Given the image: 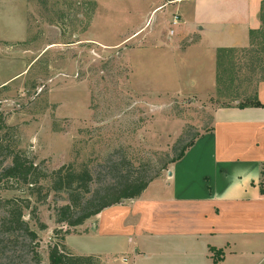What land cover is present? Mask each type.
Returning <instances> with one entry per match:
<instances>
[{
    "label": "rangeland",
    "instance_id": "obj_1",
    "mask_svg": "<svg viewBox=\"0 0 264 264\" xmlns=\"http://www.w3.org/2000/svg\"><path fill=\"white\" fill-rule=\"evenodd\" d=\"M145 2L0 0V113L16 149L44 170L87 165L105 174L108 162L125 159L133 173L159 176L182 146L209 130L222 105L215 93L202 97L205 83L154 61L144 40L160 14L145 21ZM262 21L264 31V10ZM135 28L142 29L138 38L122 44ZM137 45L146 50L133 52ZM10 187L0 191V264H48L49 247L68 229L55 222L66 196L50 193L40 204ZM9 199H28L35 210L37 221L23 211L34 240L6 229Z\"/></svg>",
    "mask_w": 264,
    "mask_h": 264
},
{
    "label": "crops",
    "instance_id": "obj_2",
    "mask_svg": "<svg viewBox=\"0 0 264 264\" xmlns=\"http://www.w3.org/2000/svg\"><path fill=\"white\" fill-rule=\"evenodd\" d=\"M145 1V21L160 19L152 20L144 47L170 74L205 83L202 97L210 98L216 50L248 46L264 0ZM174 15L176 32L161 40ZM137 28L122 44L138 38ZM256 97L260 107L215 109L209 130L140 196L71 229L67 252L100 264H264V82Z\"/></svg>",
    "mask_w": 264,
    "mask_h": 264
},
{
    "label": "trees",
    "instance_id": "obj_3",
    "mask_svg": "<svg viewBox=\"0 0 264 264\" xmlns=\"http://www.w3.org/2000/svg\"><path fill=\"white\" fill-rule=\"evenodd\" d=\"M95 1L85 0V4L92 7ZM263 10L264 1L261 5V23ZM262 82L264 31L260 26L259 29L249 32L247 47L216 50L213 100L220 103L221 107H232L231 102H237L234 107L238 109L260 107L256 92L257 86ZM12 132L13 128L6 124L0 113V191L9 186L21 187L40 204L47 200L50 193L65 194L67 203L55 209L56 224L68 228L64 232L65 235L104 209L137 198L148 184L158 177L154 175L146 178L144 175L133 173L127 167L129 163L125 159L108 162L105 174H93L87 165L75 169L71 164L48 172L35 164L25 152L16 149L13 139L9 137ZM200 135H195L182 146L169 164L181 160ZM262 177L264 180V174ZM259 190L264 194L263 183H260ZM4 205L8 210L6 229H20L34 240L36 235L23 221V211L30 209L28 199H9L4 201ZM29 215L32 220L37 221L34 209H30ZM39 227L40 230L45 229L41 223ZM55 233L57 231H54ZM63 242L62 239L49 247L48 264H99L98 259L94 257L73 256L66 252Z\"/></svg>",
    "mask_w": 264,
    "mask_h": 264
},
{
    "label": "built area",
    "instance_id": "obj_4",
    "mask_svg": "<svg viewBox=\"0 0 264 264\" xmlns=\"http://www.w3.org/2000/svg\"><path fill=\"white\" fill-rule=\"evenodd\" d=\"M178 23H179V19H178V16L177 15H174L173 16V19H172V22H171V26L173 27V28H176L177 27V25H178ZM173 33H174V30H169L168 31V37H172L173 36Z\"/></svg>",
    "mask_w": 264,
    "mask_h": 264
}]
</instances>
